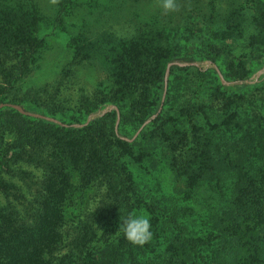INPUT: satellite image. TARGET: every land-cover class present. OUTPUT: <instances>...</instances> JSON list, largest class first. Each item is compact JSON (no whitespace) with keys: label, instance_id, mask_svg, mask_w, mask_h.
<instances>
[{"label":"trees","instance_id":"1","mask_svg":"<svg viewBox=\"0 0 264 264\" xmlns=\"http://www.w3.org/2000/svg\"><path fill=\"white\" fill-rule=\"evenodd\" d=\"M200 7L197 16L207 25L205 33L209 36L229 37L241 32L240 5L233 3L224 13L212 1L208 7ZM190 18L192 13L187 16V24L177 30L191 26ZM260 21L258 43H264V17ZM40 22L41 14L33 0H0V74L9 83L26 72L29 59L44 42L37 35ZM141 29L138 35L100 48L112 71L109 99L117 107L112 113L98 114L84 128H75L12 107L0 109V123L16 134L13 148L40 140L32 133L33 125L40 132L52 133V137L60 135L61 144L67 143L63 147L55 140L56 156L68 169L67 177L75 176L70 193L79 196L66 200L60 198L62 184L54 189L56 197L48 204L55 202L51 211L56 215L61 213V205L62 210L77 211L98 183L107 187L117 204L115 208H125L123 217L135 213L130 203L135 190L131 175L125 171V153L139 142V160L157 164L155 147L160 143L173 148L193 143L184 153V165L175 164L176 173L183 179L178 195L171 201L148 203L152 213V238L148 243L133 245L122 232L117 241L93 250L102 217L89 213L78 221L72 242L77 260L71 264H264V113L254 107L245 112L246 97L242 94L224 98L221 114L212 102L186 103L176 111L166 109L168 102H175V95H170L174 80L165 83L167 66L175 59L190 61L191 57L179 54V34H171L173 28L167 31L163 26L149 25ZM75 42L80 50L88 49L86 38ZM208 42L207 57L215 62L219 48ZM170 71L172 74L174 68ZM165 86L168 92L163 99ZM214 95L225 96L220 87ZM111 116L114 121L119 118L121 124L136 123L140 131L135 143L109 128ZM12 154L0 141L1 170L9 166Z\"/></svg>","mask_w":264,"mask_h":264},{"label":"rangeland","instance_id":"2","mask_svg":"<svg viewBox=\"0 0 264 264\" xmlns=\"http://www.w3.org/2000/svg\"><path fill=\"white\" fill-rule=\"evenodd\" d=\"M211 1L222 13L229 11L233 3L240 5L242 29L239 34L215 37L205 33L208 28L197 16L198 8L208 7ZM33 2L41 14L37 35L44 42L29 59L22 76L9 83V79L0 74L3 101L0 109L12 107L50 122L84 128L96 115L117 109L109 99L113 88L111 66L100 48L138 35L141 28L160 25L167 31L173 28L171 34L178 32L179 54L191 57L190 61L175 59L167 66L165 83L174 80L170 95H175V102H168L166 109L176 111L186 103L209 105L212 102V107L221 114L224 98L242 94L246 97L245 112L254 107L264 113V43H258L260 30L257 27L264 17V0H180L184 6L178 13H165L161 0H59L55 5L50 0ZM191 13L192 25L178 31L179 25L187 24ZM80 38H86L88 49L77 47L75 41ZM208 40L219 48L215 62L207 57L205 43ZM171 68H174L172 74ZM198 69L205 72L200 73ZM217 87L224 97H215ZM159 92L162 94V88ZM167 92L165 86L163 99ZM163 107L164 103L159 111ZM155 117L148 119L140 129ZM108 126L131 142L140 131L136 123L121 124L119 118L114 121L113 116ZM32 128L35 138L40 137V140L13 148L16 134L0 123L2 147L13 152L9 166L0 169V264L4 261L71 264L77 260L72 242L78 221L89 213L102 217L92 246L96 250L117 241L122 233L118 230L125 208H115L117 204L110 198L107 187L98 183L79 203L77 211L70 213L71 208L62 210L61 205V213H53L55 202H48L56 197L54 189L61 184L60 198L79 196V193H70L76 178H68V169L57 160L55 144L56 141L62 143L60 135L52 137V133L38 131L36 125ZM192 147L191 142L178 148L160 143L155 147L157 164L139 160V142L125 153V171L131 175V186L135 190L130 199L135 214L149 219L152 215L149 202L171 201L178 195L183 179L176 173L175 164L183 166L184 153Z\"/></svg>","mask_w":264,"mask_h":264},{"label":"clouds","instance_id":"3","mask_svg":"<svg viewBox=\"0 0 264 264\" xmlns=\"http://www.w3.org/2000/svg\"><path fill=\"white\" fill-rule=\"evenodd\" d=\"M55 5L59 0H50ZM184 5L180 0H161V7L165 13H178ZM150 220L135 213H130L127 217L121 218L119 230L124 233L126 239L133 245L143 246L152 238Z\"/></svg>","mask_w":264,"mask_h":264}]
</instances>
